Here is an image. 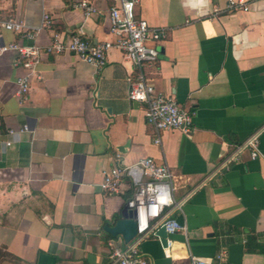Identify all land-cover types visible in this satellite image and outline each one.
Here are the masks:
<instances>
[{
    "label": "crops",
    "instance_id": "obj_1",
    "mask_svg": "<svg viewBox=\"0 0 264 264\" xmlns=\"http://www.w3.org/2000/svg\"><path fill=\"white\" fill-rule=\"evenodd\" d=\"M80 1L95 12L74 7ZM225 5L140 0L135 7L136 17L163 33L144 80L193 113L188 133H156L146 122L145 105L128 99L127 78L137 68L115 49L100 71L62 52L43 54L29 75L13 51L0 52V264H112L110 244L124 250L130 241L105 227L122 218L131 185L124 179L121 194L107 195L102 171L146 157L173 173L181 207L170 217L185 227L168 235L169 257L158 236L140 243L149 264H190L189 256L212 264L222 248L226 264H264V132L256 159L244 150L218 170L264 126V0H247L246 12H226ZM110 6L0 0V22L13 18L37 29L30 40L0 28V47L45 48L55 34L64 44L74 34L90 43L110 40ZM43 13L51 18L46 29ZM27 75L28 97L19 102L18 81Z\"/></svg>",
    "mask_w": 264,
    "mask_h": 264
},
{
    "label": "built area",
    "instance_id": "obj_2",
    "mask_svg": "<svg viewBox=\"0 0 264 264\" xmlns=\"http://www.w3.org/2000/svg\"><path fill=\"white\" fill-rule=\"evenodd\" d=\"M108 32L110 40L90 43L81 35L71 36L69 43L64 44L53 35L52 42L45 48L35 44L9 43L0 47V52L13 51L16 63L27 69L28 75L38 64L40 57L46 53L59 54L70 52L81 61L100 71L106 64L107 53L115 49L122 57L137 68L135 78H127L128 99L145 105L146 122L156 133L179 129L188 133L192 125L193 113L181 108L171 97L157 93L152 85L144 80L143 67L152 66L157 60L156 45L161 41L163 33L152 28L147 21L136 17L135 7L140 0H109ZM74 7L84 10L85 15L95 12V8L87 1H80ZM248 10L247 0H226L225 11L234 12ZM50 16L43 13L40 29L50 27ZM0 28L17 34L20 38L33 39L36 30L25 29L15 19L0 22ZM28 75L19 79L17 98L24 102L28 97ZM21 131H26L24 128ZM264 132V126L251 134L240 145L236 146L219 164L218 170H227L237 160L240 152L246 150L252 159L259 156V136ZM16 131L9 130V135ZM154 144H159V137L153 138ZM7 146L10 142L6 143ZM118 155L115 156L117 161ZM124 179L131 185L130 197L126 200V207L134 211L136 233L124 250L110 244L109 259L112 264H149L141 254L139 245L150 235L156 236V231L164 226L167 235L184 231L185 227L170 217L175 209H180L181 202L175 201L174 175L166 164L157 163L150 157L140 159L135 165L123 166L116 164L102 171L100 189L107 195L122 193ZM172 241L167 239L164 255L169 257ZM227 251L220 249L213 257L212 264H226ZM190 264H209L205 259L189 256Z\"/></svg>",
    "mask_w": 264,
    "mask_h": 264
},
{
    "label": "water",
    "instance_id": "obj_3",
    "mask_svg": "<svg viewBox=\"0 0 264 264\" xmlns=\"http://www.w3.org/2000/svg\"><path fill=\"white\" fill-rule=\"evenodd\" d=\"M134 215V211L125 207L122 212V218L116 220L112 226H106L105 230L114 237L120 235L125 242L131 241L136 233ZM156 236L160 238L161 245L166 247L168 235L165 232L164 226H161L156 231Z\"/></svg>",
    "mask_w": 264,
    "mask_h": 264
}]
</instances>
